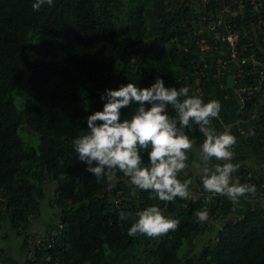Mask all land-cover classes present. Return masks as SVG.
Wrapping results in <instances>:
<instances>
[{
	"label": "trees",
	"instance_id": "16d2710c",
	"mask_svg": "<svg viewBox=\"0 0 264 264\" xmlns=\"http://www.w3.org/2000/svg\"><path fill=\"white\" fill-rule=\"evenodd\" d=\"M237 1L55 0L34 12L32 0H0V233L22 239L23 264H264V83L240 101L233 87L254 81L238 75L233 64L217 78L223 46L206 29L200 32L204 18L233 4L236 15L226 23L240 32V58L255 54L264 71L260 14L251 0H242V14ZM156 77L166 87L187 86L190 96L205 103L218 100L219 118L212 123L217 132L230 121L225 96L232 90L238 99L232 160L240 165L233 178L255 185L256 192L246 196L253 202L244 215L227 221L201 247L198 237L213 221L235 214L223 195L205 191L198 179L197 196L149 199L120 171L112 187L104 178L98 181L73 150V138L87 131L83 118L102 109L99 92L129 82L148 87ZM134 107L121 109L123 117ZM23 127L29 140L38 138L36 147L25 142ZM189 135L200 148L204 137L197 125ZM196 158L192 147L181 181L191 177ZM48 182L56 186L50 202L59 214L46 236L32 242ZM153 204L177 227L156 237L129 236L134 214ZM205 209L208 219L198 222L195 212ZM121 211L133 215L122 221ZM0 264L22 263L0 248Z\"/></svg>",
	"mask_w": 264,
	"mask_h": 264
},
{
	"label": "clouds",
	"instance_id": "9594fccd",
	"mask_svg": "<svg viewBox=\"0 0 264 264\" xmlns=\"http://www.w3.org/2000/svg\"><path fill=\"white\" fill-rule=\"evenodd\" d=\"M55 0H32L33 11L42 6H54ZM187 86H165L162 77H156L148 87L127 83L117 89L105 88L99 92L102 109L83 118L87 131L72 140L75 157L84 164L85 171L99 181L112 182L116 173L129 177L131 184L147 191L149 199L174 201L190 196L191 179L181 181L178 174L188 167V150L193 147L189 133L192 125L204 140L200 145V163H195L205 191L226 196L234 205L241 198L256 192V186L240 183L233 178L239 167L232 162L233 146L237 138L231 126L217 132L213 119L219 118L218 100L204 102L199 96L189 95ZM135 106L130 116L123 117L121 109ZM147 155V162L144 154ZM223 161L212 164V159ZM133 215L121 211L119 218L127 221ZM128 228L129 236L144 234L156 237L174 230L176 219L168 218L153 204L135 214ZM198 222L208 219L209 212H195Z\"/></svg>",
	"mask_w": 264,
	"mask_h": 264
},
{
	"label": "rangeland",
	"instance_id": "374dc122",
	"mask_svg": "<svg viewBox=\"0 0 264 264\" xmlns=\"http://www.w3.org/2000/svg\"><path fill=\"white\" fill-rule=\"evenodd\" d=\"M234 91V88H233ZM233 92L232 90L229 91V94L227 96H225V104L226 106L229 108V113H230V118L228 120H230L229 122H234L235 118H236V107H235V102L238 101L237 98H235L233 96ZM17 105L19 108H22L23 106L21 104H19V102H17ZM229 122L226 124L227 126H229ZM237 123V122H235ZM231 126V125H230ZM25 128L23 127L21 129V135L24 138L25 142L27 143L28 146L30 147H36L38 145V138H36V140L34 138H30L32 144L30 143L29 140V134L26 135L25 133ZM234 127L231 126V131H233L234 135L239 138L238 134L234 131ZM193 148L196 150V154H197V158L195 159V163H200V148H197L196 146H193ZM252 158L249 159V163L247 162V165L251 166V164H253V162L251 160H253L254 156L253 154H251ZM232 162L234 164H239V162H237L236 160H232ZM195 163H193V165L191 166V170L193 171L190 179L192 181V183L189 185V192L190 194H192L193 196H197L198 192H199V187H198V179H200V174H199V170L195 167ZM216 163H220L222 164L223 161H216L215 158L212 159V164H216ZM259 167V166H257ZM189 179V178H188ZM55 189L56 186L54 183L52 182H48L47 184V197L45 199V201H43L42 203V215L40 217V219H38L35 223H34V227H32L31 231H30V241L32 242H39L41 238L46 236V232H47V226L48 223L52 222L53 220H57V216L59 214V209L58 208H53L50 199L54 197L55 195ZM215 195V193H214ZM213 195V197H214ZM217 196V195H215ZM220 196V195H219ZM223 198L226 201L231 202L226 196L223 195ZM253 202V200L248 199V198H241L238 204H232V207L235 210V214H229L227 217L223 218L222 220H218V221H213V227L211 229H209L207 231V233L201 235L200 237H198L197 240V246L201 247L204 243L206 244V242H208L209 240H213L216 238L218 232L220 231V229L222 228V226L227 222V221H235L240 219L243 215L244 212H246V210L248 208L251 207V202ZM236 207V208H235ZM233 215V216H232ZM22 239L19 236H14L11 235V237L9 239H4L3 238V233H0V248H4L7 250V252L15 259L20 260V262L23 264L25 256L24 253H22ZM199 253V252H198Z\"/></svg>",
	"mask_w": 264,
	"mask_h": 264
},
{
	"label": "built area",
	"instance_id": "2783aa9c",
	"mask_svg": "<svg viewBox=\"0 0 264 264\" xmlns=\"http://www.w3.org/2000/svg\"><path fill=\"white\" fill-rule=\"evenodd\" d=\"M237 1V0H236ZM239 3V10L242 14H245L244 7L245 4L242 0L237 1ZM253 5V11L260 14L259 24L264 26V3L262 0H251ZM236 10H234L233 4L227 3L225 8L220 14L213 15V18L210 20L204 18L202 20L201 33H204L206 30L213 35L214 43H219L223 46L224 53L220 55V58L217 60V73L216 77L220 78L226 70H228L230 65H235L237 68V74L245 78L249 77L250 81H254V85H245L241 88H234L235 95L239 98L240 101H244L247 95H252L255 93V90L261 87L264 83V71L262 70V64L256 62L255 54H252L249 57L240 58L241 53H239V41H240V32L238 30H233L230 24H227L226 21L231 17H235ZM206 29V30H205ZM264 41V40H263ZM235 68V69H236ZM261 69V74L258 73ZM260 74L261 77H255V75ZM262 78V80L260 79ZM222 86H224L222 84ZM221 104V103H220ZM244 104L241 105L243 109ZM238 123V121H237ZM242 135L246 134V130L240 129Z\"/></svg>",
	"mask_w": 264,
	"mask_h": 264
},
{
	"label": "crops",
	"instance_id": "0c3cea01",
	"mask_svg": "<svg viewBox=\"0 0 264 264\" xmlns=\"http://www.w3.org/2000/svg\"><path fill=\"white\" fill-rule=\"evenodd\" d=\"M229 125H231L232 127H234L236 124H235V122H229ZM227 203L231 204V202H229V201H227Z\"/></svg>",
	"mask_w": 264,
	"mask_h": 264
}]
</instances>
